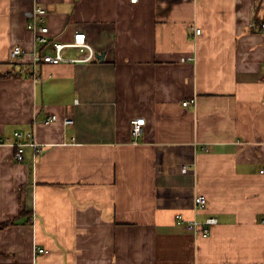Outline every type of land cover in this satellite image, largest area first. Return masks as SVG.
I'll list each match as a JSON object with an SVG mask.
<instances>
[{
  "label": "crops",
  "instance_id": "crops-1",
  "mask_svg": "<svg viewBox=\"0 0 264 264\" xmlns=\"http://www.w3.org/2000/svg\"><path fill=\"white\" fill-rule=\"evenodd\" d=\"M38 6L92 62L35 68ZM263 24L264 0H0V264H264Z\"/></svg>",
  "mask_w": 264,
  "mask_h": 264
},
{
  "label": "built area",
  "instance_id": "built-area-1",
  "mask_svg": "<svg viewBox=\"0 0 264 264\" xmlns=\"http://www.w3.org/2000/svg\"><path fill=\"white\" fill-rule=\"evenodd\" d=\"M136 3L138 0H131ZM46 11L42 7H36L34 10V18L29 22L28 27L34 31L35 40L37 44H40V48L34 53V66L43 63L52 65H59L62 63H90L95 57V51L93 46L88 42L87 34L82 31L75 33L71 42H58L52 40L50 37L49 27L45 24L43 16ZM264 27V24H263ZM197 35L201 34V29H195ZM75 51L77 56L72 57L69 55L70 51ZM23 55V49L21 47H15L13 51V58L16 60ZM36 77V76H35ZM197 103L196 98H191L183 102L184 107L195 106ZM59 118L57 115H52L47 118L46 123H52ZM64 123L66 125L72 124L71 118H65ZM146 119L137 118L132 121L131 134L135 142L139 141L144 132ZM16 142L13 144L16 148V160L18 162L24 161V152L27 146H31L37 150V155H41L43 147L35 140L33 133L25 134L24 132L17 131L14 133ZM187 170L185 166L184 171ZM264 171V170H263ZM207 204V198L205 196H197L195 198V205L197 208L202 209ZM178 220L185 224L188 231L196 236L207 238L210 236L211 229L218 223L215 217H208L205 221L200 222L198 220H188L183 215L178 216ZM38 252L43 254L45 249H38Z\"/></svg>",
  "mask_w": 264,
  "mask_h": 264
},
{
  "label": "trees",
  "instance_id": "trees-1",
  "mask_svg": "<svg viewBox=\"0 0 264 264\" xmlns=\"http://www.w3.org/2000/svg\"><path fill=\"white\" fill-rule=\"evenodd\" d=\"M16 220L14 221H8V222H5L3 224H0V229H3V228H6L8 226H10L11 224H13Z\"/></svg>",
  "mask_w": 264,
  "mask_h": 264
}]
</instances>
